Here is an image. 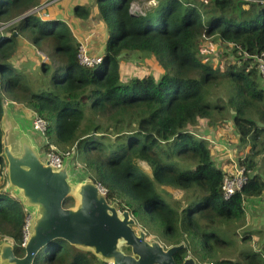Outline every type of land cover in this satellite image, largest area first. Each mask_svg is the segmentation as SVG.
I'll return each mask as SVG.
<instances>
[{"label": "trees", "instance_id": "obj_1", "mask_svg": "<svg viewBox=\"0 0 264 264\" xmlns=\"http://www.w3.org/2000/svg\"><path fill=\"white\" fill-rule=\"evenodd\" d=\"M49 1L0 0V24L10 23L0 33V242L11 240L16 255L23 256L29 219L24 204L8 190L1 125L5 99L44 123L42 158L52 149L63 158L72 154L71 169L82 172L74 176L95 178L110 202L132 212L138 230L145 229L149 238L157 232L168 246L184 242L176 264L189 254L204 264H264V249L249 250L251 235L242 238L239 258L228 257L226 235L217 226L228 227L244 216L247 202L264 193L256 160L260 155L264 161L259 65L264 0H160V6L138 14L131 10L133 3L146 0H96L108 39L103 61L94 67L80 62V43L71 27L47 14ZM75 15L86 18L89 11L78 5ZM213 38L230 44L235 60L215 67L202 58L203 41ZM20 39L50 59L39 66V84L13 62ZM124 50L146 57L141 73L123 70L117 57ZM222 82L230 85L226 104L213 102L210 93ZM230 111L240 140L250 142L251 149L242 163L247 182L225 199L228 173L216 162L213 145L195 129L202 119L210 129L223 124ZM168 186L184 191L182 206L165 196ZM73 202L68 197L64 205ZM33 264L112 263L54 237Z\"/></svg>", "mask_w": 264, "mask_h": 264}, {"label": "water", "instance_id": "obj_2", "mask_svg": "<svg viewBox=\"0 0 264 264\" xmlns=\"http://www.w3.org/2000/svg\"><path fill=\"white\" fill-rule=\"evenodd\" d=\"M129 52L137 51L124 50L118 60ZM3 104L8 190L30 215V237L23 256L16 255L11 243L0 242V264H33L39 249L54 237L65 238L112 264H176L175 255L186 246L184 242L167 247L159 239L149 238L145 229L138 230L132 212L121 211L118 202H110L95 178L79 180L72 174V154L63 158L60 168L44 161L41 147L16 121L5 99ZM68 197L75 204L65 207ZM124 246L131 252L123 251ZM196 263L187 256L182 264Z\"/></svg>", "mask_w": 264, "mask_h": 264}, {"label": "rangeland", "instance_id": "obj_3", "mask_svg": "<svg viewBox=\"0 0 264 264\" xmlns=\"http://www.w3.org/2000/svg\"><path fill=\"white\" fill-rule=\"evenodd\" d=\"M57 1L59 3L55 4L54 7H61L63 17H71L74 6L82 4L87 7L90 5L88 4L89 0ZM162 3L163 1L160 2L159 6ZM151 5L153 4H151L150 1L146 3H133L131 10L138 14L144 12L145 10H149ZM81 23L82 21H78V25ZM7 25L10 24L7 23ZM88 53L93 57L101 56V54H91L89 51ZM233 54L232 46L221 41L219 38L205 39L202 43L200 51L201 57L211 61L215 67H224L226 61H232V58H234ZM12 59L14 64H19L21 67L23 66L25 74L29 77V79L37 84H39V79L41 77V69L39 66L44 62L50 61L47 53L37 49L29 41L26 42L23 39H20L18 49ZM121 61L123 64L122 68L125 72L137 75L139 72H142V68L146 62V57L143 53L138 51L129 52L125 58L121 59ZM145 66L146 69L149 70L147 64ZM229 91L230 85L227 82H222L212 87L210 89V93H212L213 102L218 101L219 103L226 104L227 99L230 97ZM9 104L13 109L12 111L16 121H18L20 125H22L23 129L32 136L35 142L41 147L42 152V148L46 143V140L37 117L29 109L23 107L22 105L14 102H9ZM232 118V112L230 111L226 113L225 122L223 124L216 125L212 129L209 128V121L202 119L197 124L198 128L195 129L196 136L206 138L207 141L213 145L214 158L216 162L219 165H222L227 171L229 177H234L244 170L242 163L249 156L251 149L250 142L242 143L240 140V136L234 127ZM104 125L107 126L108 123H104ZM256 160L260 170L259 174L264 179V161L262 160V156H257ZM77 170L71 169L72 174L79 175L82 173ZM245 173L246 171L244 170V174ZM100 188L102 190L103 187L100 186ZM167 191L168 193L164 192L165 196H167L172 203H180L181 206L184 204L185 195L183 190L168 186ZM217 226L221 229L222 234L224 233L226 235L225 237L228 241V247L225 248V252L228 257L239 258V251L244 248V244H242L241 240L243 237H247V235H251V240L248 242L249 250L264 249V193L261 196L247 202L244 216L236 220L234 223H230L228 227H223L221 224H218ZM246 232L248 234H245ZM150 236L151 238L159 239L165 246L168 247V244L162 240L161 236L157 232H153V235ZM122 249L125 252H131L130 247L128 246H124ZM188 256L193 257L197 262L196 264L205 263L201 261L202 259L200 257L195 258L192 254H189Z\"/></svg>", "mask_w": 264, "mask_h": 264}, {"label": "crops", "instance_id": "obj_4", "mask_svg": "<svg viewBox=\"0 0 264 264\" xmlns=\"http://www.w3.org/2000/svg\"><path fill=\"white\" fill-rule=\"evenodd\" d=\"M95 1L96 0H89L88 4L90 5H88L87 7L85 6L89 11V16L86 18L75 15V8L78 5L74 6V10L71 17H63V11L61 7L59 8L54 7L55 4L59 3L57 0L51 1V3L46 5L45 9L47 11V14L55 16L56 18L66 22L71 27L78 42L80 44H84L91 54L103 55L105 52L106 43L108 39V31H107V25L104 19L100 16L99 8ZM148 1L149 0H146L143 3H146ZM159 2L160 0L156 5H151V8L149 10L156 8V6L159 5ZM78 21H82V23L78 25ZM7 103L10 106L8 101ZM3 241H7L13 245L11 240L7 239Z\"/></svg>", "mask_w": 264, "mask_h": 264}, {"label": "built area", "instance_id": "obj_5", "mask_svg": "<svg viewBox=\"0 0 264 264\" xmlns=\"http://www.w3.org/2000/svg\"><path fill=\"white\" fill-rule=\"evenodd\" d=\"M50 0L47 4L51 3ZM151 4L156 5L158 3L159 0H149ZM10 24V23H9ZM8 25L5 23H1L0 24V33L1 31H3ZM79 59L80 62L83 65H86L88 67H94L95 65L101 63L103 61V55L98 56V57H93L91 55H89L88 53V49L84 44H80L79 47ZM259 65H260V70L262 72L263 78H264V59H260L259 60ZM39 120V119H38ZM40 124H41V129L42 132L44 131V123L39 120ZM44 161H49L50 164L60 168L62 166V162H63V154L59 151L53 150L52 151H47L44 154ZM248 180V176L245 173L244 174V170H242L241 173H239L238 175L234 176V177H229L228 175L226 176V178L224 179L223 182V197L225 199H230L237 190H241V188L243 187V185L247 182ZM103 192H106L105 189H103ZM29 221H30V215H29V219L27 220V224L25 225L24 229H23V246H25L26 242L28 241L29 237H30V231L28 228L29 225ZM207 264H212V263H207Z\"/></svg>", "mask_w": 264, "mask_h": 264}, {"label": "clouds", "instance_id": "obj_6", "mask_svg": "<svg viewBox=\"0 0 264 264\" xmlns=\"http://www.w3.org/2000/svg\"><path fill=\"white\" fill-rule=\"evenodd\" d=\"M104 55V54H103ZM43 159V158H42ZM120 209V208H119ZM121 210V209H120ZM122 211V210H121Z\"/></svg>", "mask_w": 264, "mask_h": 264}]
</instances>
